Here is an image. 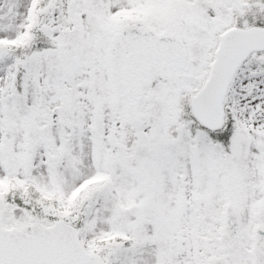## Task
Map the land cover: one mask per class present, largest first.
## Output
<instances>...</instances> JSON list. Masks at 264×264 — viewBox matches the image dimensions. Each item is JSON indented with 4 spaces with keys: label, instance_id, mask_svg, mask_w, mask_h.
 Segmentation results:
<instances>
[{
    "label": "snow or ice",
    "instance_id": "1",
    "mask_svg": "<svg viewBox=\"0 0 264 264\" xmlns=\"http://www.w3.org/2000/svg\"><path fill=\"white\" fill-rule=\"evenodd\" d=\"M0 264H264V0H0Z\"/></svg>",
    "mask_w": 264,
    "mask_h": 264
}]
</instances>
